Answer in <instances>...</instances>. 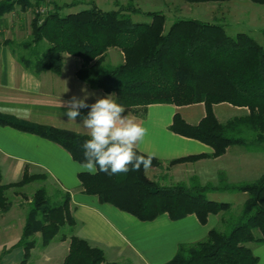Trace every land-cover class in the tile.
I'll use <instances>...</instances> for the list:
<instances>
[{
	"label": "trees",
	"instance_id": "trees-1",
	"mask_svg": "<svg viewBox=\"0 0 264 264\" xmlns=\"http://www.w3.org/2000/svg\"><path fill=\"white\" fill-rule=\"evenodd\" d=\"M249 1L264 5V0ZM84 2L88 6L64 11ZM113 3L115 9L103 10L93 0H0V47H7L34 74L45 70L59 73L63 55L74 56L79 59L76 77L114 94L116 103L138 115L149 104L202 103L204 115L196 124L187 123L176 112L169 129L207 144L212 151L167 161L168 166L216 158L232 146L250 152L264 149V44L244 31L229 34L224 17H215L216 22L176 17L166 26L161 12L142 11L132 0ZM26 11L31 14L27 35L19 39L7 36L6 31L17 24L15 18L8 22L7 14ZM133 13L149 20L135 22L131 19ZM220 103L245 112L221 122L213 111V105ZM0 125L49 139L76 162L84 161L82 144L89 135L3 112ZM162 164L154 158L151 166L161 168ZM77 177L83 192L141 221L164 213L172 220L194 214L204 224L210 214L218 215V223L204 238L179 243L174 255L162 264H254L258 260L248 244L264 243V173L253 180L231 182L220 171L215 182L200 183L191 176L188 182L164 184L161 179L168 180L167 174L160 171L150 178L143 167L111 176L80 171ZM34 181L40 185L25 195L23 187ZM9 190L24 198L23 224L18 239L3 248L0 257L19 246L22 259L18 264H25L32 248H45L58 235L60 241L68 240L61 264H111L102 249L74 235L76 221L70 210L69 192L50 183L46 173L30 172L26 167L20 179L10 183H3L0 173V214L11 208ZM212 192H241L246 197L234 215L230 203L206 196Z\"/></svg>",
	"mask_w": 264,
	"mask_h": 264
},
{
	"label": "crops",
	"instance_id": "crops-1",
	"mask_svg": "<svg viewBox=\"0 0 264 264\" xmlns=\"http://www.w3.org/2000/svg\"><path fill=\"white\" fill-rule=\"evenodd\" d=\"M223 14L220 15L221 18L225 16ZM78 66L79 59L66 54L59 73L45 70L34 74L24 68L7 47L1 46L0 112L26 121L88 135L81 125V116L75 122H68V117L64 114L67 111L64 102L73 96L82 98L85 95L82 89L94 94L89 96L88 104L112 93L92 87L76 77ZM89 110L85 108L80 112L83 116ZM176 112L187 123L196 124L204 115V106L202 103L189 107L158 103L146 106L141 115L135 114L130 108H126L123 113L133 117L147 129V135L143 142L138 143L137 150L146 155L154 153L155 158L163 161L161 168L151 166L145 170L148 177L152 178L161 171L168 175V180L161 179L163 184L169 181L188 182L191 176H195L200 183H205L216 181L218 172L221 171L228 180L235 182L237 179H233L234 177L251 175L255 168H259V164H264V154L235 149L232 146L216 158H201L168 166L167 161L212 151L207 144L169 129ZM230 157L233 159L230 163L217 165ZM80 165L57 143L34 133L0 125L1 181L3 177L9 178L3 183L19 180L26 167L30 172L46 173L50 183L69 192L70 210L76 221L74 235L102 249L108 263L162 264L174 255L179 243L204 238L208 230L218 223L217 214H210L204 224L194 214L172 220L164 213L150 221L138 220L108 203L99 202L95 195L83 192L77 174L86 170ZM262 173L264 172L260 174ZM9 227V222L0 217V234L7 233ZM17 239L15 236L7 238L5 241L11 243L6 247L1 244L0 251L7 249ZM64 243L67 252L68 240L60 241V244ZM261 244L264 243L250 242L248 246L253 252ZM20 253V250L17 251L18 256ZM5 254L0 257V264H16L7 260ZM47 258L49 255L45 254L43 261H47ZM257 258L254 264H264V259Z\"/></svg>",
	"mask_w": 264,
	"mask_h": 264
},
{
	"label": "rangeland",
	"instance_id": "rangeland-1",
	"mask_svg": "<svg viewBox=\"0 0 264 264\" xmlns=\"http://www.w3.org/2000/svg\"><path fill=\"white\" fill-rule=\"evenodd\" d=\"M59 3L71 2L72 0H56ZM87 1V0H85ZM97 6L103 10L115 9L116 5L113 0H93ZM128 0H118V2L126 3ZM134 4L142 9V11H158L165 15L166 26L169 25L176 17L196 18L200 20H206L210 22H216L220 15H225L226 30L229 34H234L238 31H244L250 34L258 43L264 44V5L255 4L249 0H228L221 2H205V3H189L184 0H132ZM88 6L86 2L78 4L70 8H65L64 11H75L79 7ZM19 9V6L18 8ZM18 11V10H17ZM30 11L17 14L15 12L7 14L8 22L15 18L16 25H13L11 29L6 31L7 36L14 38H23L29 32V20L31 17ZM131 19L135 22L148 21L149 18L143 16L140 13L131 14ZM66 55V54H64ZM63 55V56H64ZM112 62V61H111ZM116 62V61H115ZM186 105L184 107H189ZM213 111L216 118L224 122L227 119L244 114L245 110L242 108H236L226 103H220L213 105ZM235 149H243L241 146H234ZM253 153L264 154V149H258L251 151ZM232 157L218 162L217 165L221 166L228 164L232 161ZM237 164V163H233ZM259 168H255L250 174L245 177H234L233 179L240 180H253L258 177L261 172H264V164H259ZM243 178V179H241ZM9 178L3 177L2 182H6ZM230 181V180H229ZM211 182H215L212 181ZM234 182V181H231ZM40 183L38 181L31 182L23 187L25 195L32 193ZM8 196L12 200L10 210L5 214H0V217L9 222L10 227L5 234H0V245L8 246L11 242L5 241L9 237H19L22 224L23 215L25 209V201L23 197L13 195L12 190L8 191ZM208 198L218 201H224L231 204V213L237 214L241 208V204L246 197L245 193L241 192H215L207 193ZM216 226V225H215ZM218 226V225H217ZM2 235V236H1ZM20 250V255H17V251ZM49 255L47 261H43L45 254ZM66 253V244H60L58 235L53 238L48 246L41 248L36 245L30 251V257L25 264H55L60 263L62 257ZM7 260L13 261L18 264L22 259V248L19 246L13 247L5 254Z\"/></svg>",
	"mask_w": 264,
	"mask_h": 264
},
{
	"label": "clouds",
	"instance_id": "clouds-1",
	"mask_svg": "<svg viewBox=\"0 0 264 264\" xmlns=\"http://www.w3.org/2000/svg\"><path fill=\"white\" fill-rule=\"evenodd\" d=\"M82 91L85 92L82 98L73 96L64 102L68 122H75L81 116V125L90 137L82 144L84 161L81 168L92 175L103 172L109 176L139 171L141 167L149 169L155 154L138 155L136 151L138 143L145 139L147 129L128 114L123 115L126 108L115 102L114 94L88 104L89 96L94 94L87 93L86 89ZM85 108L90 110L82 116L80 110ZM253 255L264 259V244L258 245Z\"/></svg>",
	"mask_w": 264,
	"mask_h": 264
},
{
	"label": "built area",
	"instance_id": "built-area-1",
	"mask_svg": "<svg viewBox=\"0 0 264 264\" xmlns=\"http://www.w3.org/2000/svg\"><path fill=\"white\" fill-rule=\"evenodd\" d=\"M41 12L43 11V9L40 10Z\"/></svg>",
	"mask_w": 264,
	"mask_h": 264
}]
</instances>
